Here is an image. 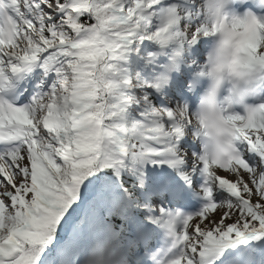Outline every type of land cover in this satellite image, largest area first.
<instances>
[{
  "label": "snow or ice",
  "instance_id": "6c2138e0",
  "mask_svg": "<svg viewBox=\"0 0 264 264\" xmlns=\"http://www.w3.org/2000/svg\"><path fill=\"white\" fill-rule=\"evenodd\" d=\"M214 26L202 0H0V264H264V89L223 160L177 112L189 79L164 91ZM245 63L264 69V20Z\"/></svg>",
  "mask_w": 264,
  "mask_h": 264
},
{
  "label": "clouds",
  "instance_id": "9594fccd",
  "mask_svg": "<svg viewBox=\"0 0 264 264\" xmlns=\"http://www.w3.org/2000/svg\"><path fill=\"white\" fill-rule=\"evenodd\" d=\"M224 0H202V8L214 27L201 36L207 41L203 59L187 61L189 86L197 94L194 107L182 103L177 112L190 118L199 136L201 152L212 160L225 159L232 148L233 122L229 117L248 112L257 93L264 89V69L245 63V49L264 16L235 13L220 8ZM229 4L233 0H227ZM259 5L261 0H255ZM169 73V79H170Z\"/></svg>",
  "mask_w": 264,
  "mask_h": 264
},
{
  "label": "rangeland",
  "instance_id": "374dc122",
  "mask_svg": "<svg viewBox=\"0 0 264 264\" xmlns=\"http://www.w3.org/2000/svg\"><path fill=\"white\" fill-rule=\"evenodd\" d=\"M146 44H147V46H149L150 45V42H145ZM133 55V54H132ZM132 55H130L129 56V59H131L133 56ZM135 59V58H134ZM133 60V59H132Z\"/></svg>",
  "mask_w": 264,
  "mask_h": 264
}]
</instances>
